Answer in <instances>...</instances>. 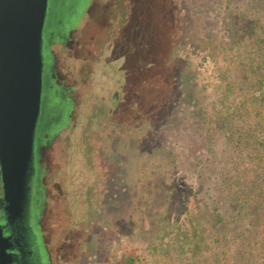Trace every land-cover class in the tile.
I'll list each match as a JSON object with an SVG mask.
<instances>
[{"label":"rangeland","instance_id":"obj_1","mask_svg":"<svg viewBox=\"0 0 264 264\" xmlns=\"http://www.w3.org/2000/svg\"><path fill=\"white\" fill-rule=\"evenodd\" d=\"M84 18L118 72L95 63L76 95L93 110L38 165L52 264H226L200 212L264 203V0H92Z\"/></svg>","mask_w":264,"mask_h":264},{"label":"water","instance_id":"obj_2","mask_svg":"<svg viewBox=\"0 0 264 264\" xmlns=\"http://www.w3.org/2000/svg\"><path fill=\"white\" fill-rule=\"evenodd\" d=\"M49 1L0 0V264L15 262V227L27 213Z\"/></svg>","mask_w":264,"mask_h":264},{"label":"flooded vegetation","instance_id":"obj_3","mask_svg":"<svg viewBox=\"0 0 264 264\" xmlns=\"http://www.w3.org/2000/svg\"><path fill=\"white\" fill-rule=\"evenodd\" d=\"M91 3L92 0L49 1V10L43 31L41 113L35 133L33 170L29 182V201L25 217V220L29 222H31L33 204L39 203L41 207L39 219L43 210L44 198L41 197L42 193L36 187V182L39 180L38 165H42V159L47 157L55 139L70 121L81 127L82 121L79 118L82 119V115L79 109L82 107V101L85 100L86 105L90 104L93 110V91L89 95L79 96L78 101L76 98L78 89L84 85L92 86L95 63L101 68L109 70L114 68V72H118L115 63H113L114 59L107 55L110 50L116 49V44L113 45L111 42V46L110 43L105 44L103 43L104 39L102 42H96L97 38L92 33L93 29L98 28L96 25L99 22H93V26L88 25V22H83ZM104 56L107 58L108 64L105 63L106 60L104 62ZM94 60L96 61L94 62ZM118 84L124 85L123 83ZM117 97L116 93L113 99L115 100ZM92 110L89 120H92ZM87 130L88 128H85L84 131L87 132ZM84 142L87 143L86 137ZM41 186L43 190L44 186ZM1 187L0 179V189ZM33 192L40 194V197L36 198ZM33 198L34 201H32ZM2 206H0L1 224L4 222ZM39 219L38 226L44 227V224L39 223ZM35 226L30 223L28 227L21 225L15 227L14 237L17 241L14 248L11 249L16 259L13 264H52L51 253L42 238L43 232L37 231ZM5 234L8 235L6 229ZM42 252L44 255L46 254V259L43 258Z\"/></svg>","mask_w":264,"mask_h":264},{"label":"trees","instance_id":"obj_4","mask_svg":"<svg viewBox=\"0 0 264 264\" xmlns=\"http://www.w3.org/2000/svg\"><path fill=\"white\" fill-rule=\"evenodd\" d=\"M232 16H235L236 19L239 18L238 15H232ZM232 16H231V20L233 21L235 18ZM236 24L237 23H234L233 21L231 30L237 34L239 27ZM250 26H252V24H250ZM256 73L261 74L264 72L256 71ZM168 114L165 115L164 120H166L170 116ZM151 127L154 128L156 127V125L153 124L151 125ZM151 142H154V141L151 140ZM100 154L101 156L104 155L103 153H100ZM107 184H108V179H107ZM263 190H264V187H262L260 193H256V195L260 198V200L264 201V199L260 197V194L261 192H263ZM191 192H194V191H191ZM33 194L34 196H36V198L39 197L38 193L33 192ZM102 200L105 202H109L110 199H102ZM32 201H34V198L32 199ZM38 205L39 203L32 205L33 212L31 214V222H29L28 220H24L21 223L22 227H28V224L30 223L33 225L38 224L34 222L35 221L34 218L37 214L36 208L38 207ZM239 207L240 208L238 209V211L232 207L233 211L231 212L228 210H225L222 212L216 211V213H212V214L210 210L207 209L208 207H205L201 209L200 215L203 216L201 218L210 217V218H207V220L209 222H212L213 227L215 228V231L217 233L216 241L218 242L220 247H223L222 251L217 252L218 256L216 257V261L220 259L222 260L223 258V261L225 260L226 264H258L257 261H251L250 259V256L254 255V252L252 251L253 249H252L251 243L255 241L256 238L259 237L260 234H263L262 239H264V231H258L257 229H254L257 227L255 226L256 224L259 225L262 222H264V215H263L264 214V203H261L260 206L259 205L255 206V208L257 209L255 212L252 211L251 203L248 201H244L243 204L241 203L239 205ZM258 210L260 211V213L257 212ZM235 241L239 243V247L238 249L235 250L236 254L234 257H231L232 259L231 260L229 259V253L227 257V253L226 251H224V247L231 246L233 242ZM257 242L258 240L256 241V243Z\"/></svg>","mask_w":264,"mask_h":264}]
</instances>
